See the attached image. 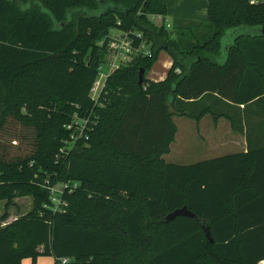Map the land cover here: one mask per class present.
I'll return each instance as SVG.
<instances>
[{"label": "trees", "instance_id": "16d2710c", "mask_svg": "<svg viewBox=\"0 0 264 264\" xmlns=\"http://www.w3.org/2000/svg\"><path fill=\"white\" fill-rule=\"evenodd\" d=\"M208 2L207 21L169 26L150 18L168 14L166 0H0V131L12 128L0 133L2 220L16 195L34 199L28 214L0 225V264L264 260V142L190 164L163 158L174 116H226L241 133L243 114L264 116V0ZM117 28L153 55L112 72L99 105L92 88ZM161 50L172 65L155 81L147 74ZM22 104L57 112L28 115ZM78 120L90 127L84 143L62 151L65 126ZM20 127L35 133L19 136ZM57 182L70 186L65 210L51 206Z\"/></svg>", "mask_w": 264, "mask_h": 264}, {"label": "crops", "instance_id": "0c3cea01", "mask_svg": "<svg viewBox=\"0 0 264 264\" xmlns=\"http://www.w3.org/2000/svg\"><path fill=\"white\" fill-rule=\"evenodd\" d=\"M166 3L168 8L167 17L172 23L176 18L190 19L195 21H207L209 18L208 0H166ZM166 63L169 71V67H171L172 65V58H170V60H168V62ZM165 77L157 80L152 78L150 79L158 81L164 79ZM182 117H186L192 120L190 121V126L193 127V147L191 150H184V152L186 153L185 155L186 157H191L192 155L189 154V151L198 152V161L231 153L246 152L249 147L251 148V146H258L264 142V129H262L263 126L261 123L262 120H264V116L262 115H242L245 133L234 130L231 121L226 116H216L211 113H206L199 119L189 116H174L173 119L177 126V132L175 140L171 145L170 152L163 155V158L165 160L166 157L172 155L173 146L177 141V136L179 137L180 134V124L178 123V121L182 120ZM248 119L252 121L250 124L249 137L247 136ZM183 133L190 134V132L188 131H183ZM180 141H182V139H180ZM182 164L190 163L183 162ZM0 201V225H6L12 220H9V218L2 220V216L6 212V207L4 211L2 200ZM31 262L32 261H30L29 259H25L23 261V264H31ZM37 264H56V259L52 256H48L47 259H43L42 256L38 258ZM258 264H264V260L260 261Z\"/></svg>", "mask_w": 264, "mask_h": 264}, {"label": "rangeland", "instance_id": "374dc122", "mask_svg": "<svg viewBox=\"0 0 264 264\" xmlns=\"http://www.w3.org/2000/svg\"><path fill=\"white\" fill-rule=\"evenodd\" d=\"M170 58H171V56H170L168 51L161 50L158 53L157 58L154 60L151 68L149 69L147 77L149 79L152 78L155 80L160 79L162 77H165L166 74L168 73V66H167L166 62H168V60H170ZM103 66H104L105 72L110 70V62L109 61L104 63ZM190 108L195 110V107H193V106H191ZM21 110L28 115L33 114V113H39L40 111H42L47 115V117L49 119H52V117H53L52 114L57 112V110L54 109L52 107V105H50V104H47V105L46 104H39L38 109L36 111H33V112L29 111V108L26 106V104H22ZM181 119L182 120L178 121V123L180 124L179 137L177 136V141L175 142V144L173 146L172 155L166 157V160L168 162L173 161L174 163H178V164H182L183 162L193 163V162H196L199 160V157H198L199 153L189 151V154H191L192 156L186 157V155H185L186 153L184 152V150H191L193 147V144H192L193 127L190 126V121H192V120H190L186 117H182ZM78 123L80 126H85V123L82 120H78ZM68 125L69 124H67L65 126L66 130L69 133V136L64 139V146L62 148L64 150H67L68 148H76L77 147L76 146L77 142H74V140L71 138L72 134L76 133V135H78L80 137L78 139V141H80L81 143H84L83 140L85 138L84 137L85 133L81 129H79L80 127L78 129H74V128L71 129L70 126H68ZM11 129L12 128L10 127L8 130H11ZM8 130L6 132L0 131V133L3 134L4 136H9ZM183 131H188V132H190V134H184ZM34 133H35L34 130H32L30 128H24V127L18 128V131H17V135L22 136V137H24V136L29 137L31 135H34ZM180 139H182V141H180ZM55 186L58 189H60L63 187V182H57ZM2 203H3V207H4V211H5L6 201L2 200ZM33 204H34V199L32 196L16 195L14 198V203L7 207L9 220L13 221L14 219H16L20 216L28 214L33 209ZM43 259H47V256H43ZM29 260L32 261L31 259H29ZM28 263H30V262H28ZM32 263L33 262H31V264Z\"/></svg>", "mask_w": 264, "mask_h": 264}, {"label": "built area", "instance_id": "2783aa9c", "mask_svg": "<svg viewBox=\"0 0 264 264\" xmlns=\"http://www.w3.org/2000/svg\"><path fill=\"white\" fill-rule=\"evenodd\" d=\"M150 18L155 22L165 21L169 26L171 24V21L167 15L151 14ZM118 23L120 24L121 22L118 21ZM138 35L141 34L138 33ZM109 47L110 51L107 61L110 62V70L105 72L103 66L104 64H102L99 68V75L92 88V96L99 105H102L100 102L101 96L106 93V82L112 72L123 67L128 61H131V59L139 53H142L148 57L153 55V51L149 42L143 41L141 44L135 45L134 39L130 36V34L118 28L112 29L111 31ZM177 71H179V69H177ZM83 122L85 123V126H80L79 123L76 122V129L80 127L79 129L85 133V130L89 129L90 127L88 125V121ZM68 126H70L71 129L73 128L72 124H69ZM71 138L74 140V142H77L80 137L75 133L71 135ZM61 150L65 151L64 149ZM55 185L56 184L48 185V188L51 192V206L55 210H65V207L68 206V203L63 199L62 194L64 193L65 188L70 186L68 183H63V187L58 189ZM61 261L66 263L69 261V258H61Z\"/></svg>", "mask_w": 264, "mask_h": 264}, {"label": "water", "instance_id": "95a60500", "mask_svg": "<svg viewBox=\"0 0 264 264\" xmlns=\"http://www.w3.org/2000/svg\"><path fill=\"white\" fill-rule=\"evenodd\" d=\"M145 72L146 71H145L144 68H141L140 71H139V82H138L139 85H142L143 82H144ZM178 214H187V215H190L192 217L195 216L194 213H192V212H185V211H180V212L176 213V215H178ZM207 236H210L209 232H207Z\"/></svg>", "mask_w": 264, "mask_h": 264}]
</instances>
